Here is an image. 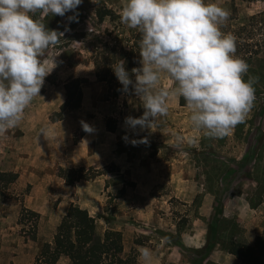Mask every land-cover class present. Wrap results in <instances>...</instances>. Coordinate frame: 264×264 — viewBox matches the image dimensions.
<instances>
[{
	"label": "rangeland",
	"instance_id": "1",
	"mask_svg": "<svg viewBox=\"0 0 264 264\" xmlns=\"http://www.w3.org/2000/svg\"><path fill=\"white\" fill-rule=\"evenodd\" d=\"M126 2L83 0L78 22L70 24L72 12L42 18L48 29L70 31L43 57L54 69L41 96L25 109L17 126L0 133V172L18 175L7 187L0 183V264H35L44 245L33 240L35 227L43 217L49 236L71 205L92 213L100 235L114 230L110 226L119 228L124 256L136 255L137 264H143L140 247L152 249L153 264H193L200 258L195 252L208 242L211 218L223 217L218 202L228 193L248 194L253 204L261 199L264 186L258 191L253 181L264 182V0H206L228 11L221 31L236 37L235 55L244 61L254 57L253 72L248 68L244 76L254 79V105L245 122L222 139L192 126L183 97L172 100L167 116L157 117L152 129H132L125 123L129 116H143L142 101L134 91L112 98L96 77L93 55L108 41L115 44L140 34L121 23ZM103 7L114 19L99 21L96 13ZM74 80L82 83L81 106L58 115L67 101L66 86ZM160 87L172 89L176 82L162 74ZM82 121L93 131L85 132ZM145 137L147 143L140 142ZM79 169L97 176L69 180L75 178L71 170ZM203 204L204 213L211 214L209 222L200 214ZM26 210L40 215L37 224ZM222 228L224 237L204 264H216L214 252H227L222 245L232 225L223 223Z\"/></svg>",
	"mask_w": 264,
	"mask_h": 264
},
{
	"label": "clouds",
	"instance_id": "2",
	"mask_svg": "<svg viewBox=\"0 0 264 264\" xmlns=\"http://www.w3.org/2000/svg\"><path fill=\"white\" fill-rule=\"evenodd\" d=\"M82 3L0 0V133L17 126L25 109L41 96L45 78L54 69L43 57L70 31V27L64 32L48 29L42 18L72 12L69 24L78 22ZM228 16L218 3L206 0H127L120 12L121 23L141 34L142 67L130 73L125 61L119 60L113 71L123 91L128 92L131 85L145 109L139 118L127 117V125L152 129L157 117L167 116L176 97H183L191 109L192 126L210 138L222 139L245 122L256 99L254 79H244L249 65L235 55L236 37L221 31ZM162 74L176 87H160ZM82 127L93 131L83 121ZM41 133L46 135V130ZM182 139L177 136L178 141ZM140 142L147 143V138ZM138 251L143 264H153L152 249Z\"/></svg>",
	"mask_w": 264,
	"mask_h": 264
},
{
	"label": "trees",
	"instance_id": "3",
	"mask_svg": "<svg viewBox=\"0 0 264 264\" xmlns=\"http://www.w3.org/2000/svg\"><path fill=\"white\" fill-rule=\"evenodd\" d=\"M97 18L100 22L106 19H114L111 10L103 7L97 10ZM264 17V15L262 16ZM140 40L141 34L137 37H130L126 40H116L115 44L112 41L106 42L93 55V63L95 66L96 77L100 82L105 83L112 98H119L122 95L132 92V86H129V91L124 92L123 86L118 81L113 71V65L119 60L125 61L126 69L131 73L133 68L142 67L140 61ZM254 57L250 56L245 61L249 65V69L253 72L252 67ZM135 81V75H132ZM261 87L264 89V76L261 79ZM256 89V86L253 85ZM67 101L61 107V115L66 111L79 109L82 103L83 92L82 83L80 80H74L67 84ZM57 121V119H54ZM113 129H111L112 131ZM85 169L71 170L69 180H89L95 178L85 174ZM18 179L15 173L0 172V183L7 186L13 184ZM264 186L260 178H255ZM209 190V189H208ZM210 193L212 191L209 190ZM252 207L257 204L251 202ZM218 208L223 213V203L218 202ZM35 219L37 224L40 215L36 212H29ZM223 223L232 225L231 234L226 235L227 242L222 245L226 251L236 257L241 264H264V232L258 236L253 244H247L236 240L235 235L239 229L238 223L235 220L229 221L224 217L213 215L209 222V238L208 242L202 250L196 251L199 255L198 260H194L193 264H204L210 257L215 247L222 240L221 232ZM184 227H179V233L183 232ZM223 233V234H222ZM37 230L33 233V240H36ZM66 257L71 264H137L136 255L124 256L123 235L121 232L107 230L103 235L97 231V220L91 216L88 210L82 209L79 206L71 205L66 215L59 223L52 243H44L41 252L36 257L35 264H58L61 258Z\"/></svg>",
	"mask_w": 264,
	"mask_h": 264
},
{
	"label": "crops",
	"instance_id": "4",
	"mask_svg": "<svg viewBox=\"0 0 264 264\" xmlns=\"http://www.w3.org/2000/svg\"><path fill=\"white\" fill-rule=\"evenodd\" d=\"M253 183L256 185V189L258 191H262V184L259 183L255 178ZM248 194H243L241 196H233L232 194H227V196L223 200V217L229 221L235 220L238 223L239 229L242 231L240 235H235L236 240L245 242L247 244H253L255 239L260 236L264 232V190L261 196L260 201L257 203L256 207L251 206V200L248 197ZM207 200V198H206ZM206 203V202H205ZM206 204H203L201 207V216L206 217L207 221L209 222L211 218L204 213ZM87 210V209H86ZM203 211V212H202ZM89 212V211H88ZM91 216L92 213L89 212ZM66 215L63 213L61 216L62 218ZM94 217V216H93ZM60 220V222H61ZM43 217L41 218V222H39V227L37 229V242L38 243H52L54 239V235L56 229L58 227V223L55 224L53 232L49 236L46 235V228L43 226ZM112 229L121 231L119 228L110 226ZM52 230V227H50ZM108 228V229H111ZM116 228V229H115ZM97 229H98V222H97ZM105 229L104 231H106ZM194 234H196L194 232ZM49 237V238H48ZM184 237V236H183ZM35 240V241H36ZM183 241H188L187 238ZM36 243V242H35ZM187 244H189L187 242ZM218 252V251H217ZM217 252L213 253L211 256V260L216 264H241V262L234 256L230 255L228 252H222L221 256H218ZM176 255V254H174ZM179 255V254H178ZM224 255V256H223ZM220 257V258H219ZM174 263L178 256L173 257ZM34 264V263H33ZM58 264H71L70 260L66 257L60 259Z\"/></svg>",
	"mask_w": 264,
	"mask_h": 264
}]
</instances>
